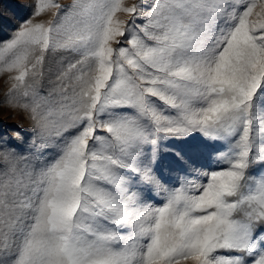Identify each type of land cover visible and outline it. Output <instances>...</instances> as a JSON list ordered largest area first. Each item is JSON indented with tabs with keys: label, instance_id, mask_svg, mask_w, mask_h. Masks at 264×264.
Segmentation results:
<instances>
[{
	"label": "snow or ice",
	"instance_id": "snow-or-ice-1",
	"mask_svg": "<svg viewBox=\"0 0 264 264\" xmlns=\"http://www.w3.org/2000/svg\"><path fill=\"white\" fill-rule=\"evenodd\" d=\"M0 66L33 127L0 136V264H264V0H33Z\"/></svg>",
	"mask_w": 264,
	"mask_h": 264
},
{
	"label": "rangeland",
	"instance_id": "rangeland-1",
	"mask_svg": "<svg viewBox=\"0 0 264 264\" xmlns=\"http://www.w3.org/2000/svg\"><path fill=\"white\" fill-rule=\"evenodd\" d=\"M67 3V0H60ZM139 0H123L124 6H131ZM33 10V0H0V36L7 37L17 28L24 18L28 17ZM55 16V10L46 12L43 17L37 19L51 20ZM120 20H129L127 13H117ZM49 61L46 60V63ZM53 65L56 58L50 61ZM18 73H7L0 66V136H4L13 143L27 149L33 133L32 120L29 113L19 107H11L6 102V98H11L13 104L20 99L21 92L29 90L27 84L30 77L26 78L25 84L19 85L18 89L12 90L15 82L11 76ZM41 88L47 87V75L40 81ZM70 91V89H69ZM15 138V139H14ZM172 149V150H166ZM180 152L184 156V161L180 160L175 153ZM204 149L201 138L198 134L194 136L176 139L172 138L162 142L159 158L156 162V169L165 176L174 175L177 171L185 169L188 165L199 167L205 163ZM185 161L187 164H185Z\"/></svg>",
	"mask_w": 264,
	"mask_h": 264
}]
</instances>
